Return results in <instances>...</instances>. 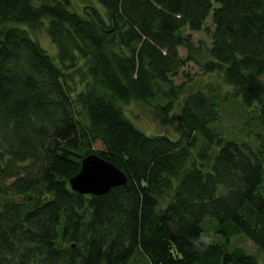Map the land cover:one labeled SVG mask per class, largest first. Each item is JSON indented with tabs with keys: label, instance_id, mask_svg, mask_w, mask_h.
<instances>
[{
	"label": "trees",
	"instance_id": "obj_1",
	"mask_svg": "<svg viewBox=\"0 0 264 264\" xmlns=\"http://www.w3.org/2000/svg\"><path fill=\"white\" fill-rule=\"evenodd\" d=\"M97 2L0 0V264H264V0ZM41 27L54 56L29 34ZM189 31L211 39L203 62ZM192 60L231 87L222 101L173 82ZM229 99L260 128L253 143L221 130ZM134 101L177 107L178 137L137 128ZM90 154L126 184L71 190ZM239 235L260 261L228 249Z\"/></svg>",
	"mask_w": 264,
	"mask_h": 264
},
{
	"label": "rangeland",
	"instance_id": "obj_2",
	"mask_svg": "<svg viewBox=\"0 0 264 264\" xmlns=\"http://www.w3.org/2000/svg\"><path fill=\"white\" fill-rule=\"evenodd\" d=\"M90 4L99 9H102L97 0H72L73 9L79 13H83L84 6ZM210 18V16H209ZM207 24H210V19H208ZM29 34L35 39L41 47H43L46 52L54 56L56 53V47L51 42L49 36L47 35L43 27L31 30L29 29ZM188 32V31H187ZM194 40L196 51L195 57L200 58V62H203V58H206L205 50L211 43L210 37L204 31H189ZM179 54L181 58H186V51L183 48L179 49ZM175 84L184 83L185 90L191 91L196 89H201L205 91L207 85H212L219 89L218 98L222 101L223 93L226 90H231V87L224 84L221 77L216 74L205 73L195 61H186L185 64L179 69V71L171 76ZM79 88V87H78ZM237 101L236 99H229L223 102L221 105L222 119L220 122V128L225 133L232 132V134L240 138L241 140H247L251 143L256 140L255 132L259 131L260 128L256 125L248 126L244 125L246 118L242 113L240 103H232ZM238 105V108H237ZM123 110L126 116L133 122V124L139 128L141 131L148 135L154 134H166L172 139L178 137V126H179V116L177 107L174 108L165 118L156 114L150 105L141 103L139 101L130 102L127 105H123ZM243 122V125H242ZM246 130L250 131V134H246ZM228 131V132H227ZM226 138L233 139L231 136L224 134ZM264 143V140L262 141ZM99 147V144H96ZM204 223V238L212 243L222 244L225 240L220 234L215 233L214 223L210 217L205 218ZM228 249L241 248L246 253L253 254L260 261V252L256 246L246 237L231 236L227 241ZM132 264H146V259L141 257L140 259Z\"/></svg>",
	"mask_w": 264,
	"mask_h": 264
},
{
	"label": "water",
	"instance_id": "obj_3",
	"mask_svg": "<svg viewBox=\"0 0 264 264\" xmlns=\"http://www.w3.org/2000/svg\"><path fill=\"white\" fill-rule=\"evenodd\" d=\"M125 174L111 162L96 154L81 161L80 170L69 179L71 190L79 194L101 195L113 187L126 184Z\"/></svg>",
	"mask_w": 264,
	"mask_h": 264
}]
</instances>
